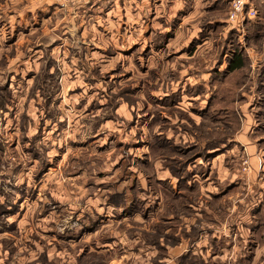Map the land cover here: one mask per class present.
I'll use <instances>...</instances> for the list:
<instances>
[{
    "label": "rangeland",
    "instance_id": "374dc122",
    "mask_svg": "<svg viewBox=\"0 0 264 264\" xmlns=\"http://www.w3.org/2000/svg\"><path fill=\"white\" fill-rule=\"evenodd\" d=\"M252 2L0 0V264H264Z\"/></svg>",
    "mask_w": 264,
    "mask_h": 264
},
{
    "label": "crops",
    "instance_id": "0c3cea01",
    "mask_svg": "<svg viewBox=\"0 0 264 264\" xmlns=\"http://www.w3.org/2000/svg\"><path fill=\"white\" fill-rule=\"evenodd\" d=\"M139 1V2H138ZM131 2H133V1H130L129 2V4H132ZM188 2V0H137V6H136V9H138V8H141V6L142 7H144L145 6V4L146 3H149V4H147V6H149V5H152V9H158V8H162V6H164L163 4H165L166 6H169V8H180L181 6H184L186 3ZM166 9V8H165ZM178 10H180L179 11V13L180 12H182L183 10H181V9H178ZM179 13H177V15H179ZM187 19V16L185 17V19H184V21H182V22H186L185 20ZM31 21H33V19H30V21L29 20H26V19H21V20H15V19H13V20H7V22H8V24H9V26L10 27H15V28H10L9 30H11L12 32H21V31H23V30H21V29H19V30H16V28H18V27H21L22 25H24V26H31ZM64 21V19H62L61 21H57L58 22V24L57 25H59V26H61L62 24L61 23H59V22H63ZM47 22H49V21H45L44 23L46 24ZM48 24V23H47ZM40 30V29H39ZM24 31H26V34L27 33H30L28 36H30L31 34H33L34 32H36L37 30L35 29H29V30H24ZM60 31H63V29H60ZM45 32H46V30H45ZM44 32V33H45ZM2 33H4L3 32V30L1 29V33H0V35H2ZM3 36V35H2ZM18 36L20 37L21 35L20 34H18ZM23 38H25V37H23ZM25 40V39H24ZM23 42V40L22 39H19V42L16 44V45H14V47H13V50L17 53V52H19V51H21V49H18V47H17V45H19V46H22L21 45V43ZM24 44V43H23ZM26 51V50H25ZM37 53H40L39 51L37 52ZM9 56V55H8ZM16 56H17V54H16ZM21 56V55H20ZM9 68H10V66H9ZM1 69V68H0ZM8 71V70H7Z\"/></svg>",
    "mask_w": 264,
    "mask_h": 264
},
{
    "label": "built area",
    "instance_id": "2783aa9c",
    "mask_svg": "<svg viewBox=\"0 0 264 264\" xmlns=\"http://www.w3.org/2000/svg\"><path fill=\"white\" fill-rule=\"evenodd\" d=\"M222 1L228 6V21L231 24L243 25L246 20L256 17L257 11L252 0H215ZM1 128V123H0Z\"/></svg>",
    "mask_w": 264,
    "mask_h": 264
},
{
    "label": "trees",
    "instance_id": "16d2710c",
    "mask_svg": "<svg viewBox=\"0 0 264 264\" xmlns=\"http://www.w3.org/2000/svg\"><path fill=\"white\" fill-rule=\"evenodd\" d=\"M243 67V65L241 64L240 61H236L234 62V64L230 67V70L232 71H236V70H239Z\"/></svg>",
    "mask_w": 264,
    "mask_h": 264
}]
</instances>
